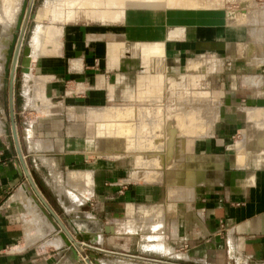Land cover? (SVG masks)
I'll return each instance as SVG.
<instances>
[{
    "label": "crops",
    "instance_id": "1",
    "mask_svg": "<svg viewBox=\"0 0 264 264\" xmlns=\"http://www.w3.org/2000/svg\"><path fill=\"white\" fill-rule=\"evenodd\" d=\"M191 1L154 8H164L162 17L141 11L122 31L98 38L65 26L61 47L43 44L36 54L32 48V72L20 74L16 89L20 144L38 189L60 216L79 219L63 207L73 194L77 208L84 199L99 207L110 235L140 231V245L123 249L131 254L125 257L143 264H264V0ZM177 28L183 31L169 38ZM150 55L167 71L147 68ZM204 59L218 68L205 92L198 83ZM2 69L0 264H81L82 254L77 259L42 212L31 211L30 183L19 186L24 171ZM134 93L139 103L131 101ZM107 107L120 109L97 113ZM91 114L108 117L93 141ZM179 114L188 116L184 128ZM102 126H110V137L101 136ZM116 126L125 127L123 134ZM95 150L131 151L138 163ZM72 174L80 183L70 184ZM147 210V225L129 230L136 212L148 216Z\"/></svg>",
    "mask_w": 264,
    "mask_h": 264
},
{
    "label": "rangeland",
    "instance_id": "2",
    "mask_svg": "<svg viewBox=\"0 0 264 264\" xmlns=\"http://www.w3.org/2000/svg\"><path fill=\"white\" fill-rule=\"evenodd\" d=\"M67 1L68 0H36L35 1L34 9L32 12V18L29 21L28 30H27L26 37L24 40V46H27V45L31 46L32 45L35 54L37 53L35 51H39L42 48L43 44L47 45V43L48 44L54 43L55 47L59 48V47H61V43H60L61 37L63 39V29L62 28H64L65 26L66 27H71V26L73 27L74 26V27L86 28L87 30L92 32V34H93L92 38H95V37L98 38V37H102L104 35H109V34L111 35V33L114 34L116 32L122 31L125 28V24L128 23L127 22L128 18L129 19L131 17H132V19L140 18L143 14L141 11L148 13L149 15H152L153 13L158 12L159 17L160 16L162 17V15L165 11L163 12V9L162 10H156L154 8H156L158 6L163 7V6L168 5V4L169 5L171 4L170 6H172L174 4V3H171L168 1H167L168 2L167 3V2H165V0H151V2L149 1V3H146V4L145 3L144 4L139 3L140 0H128V1H125V0H119V1L118 0H108V2H106L107 0H105V2H104L105 4L102 3L100 5L101 8H99V10H97L95 13H93L94 15L91 17V19H90V17H87V15L81 16L79 19H76L75 13H74V11L76 10L74 8L76 6L74 4H78L79 1H81V0H76L77 2L74 0H69L68 3H67ZM98 1L100 2L102 0H98ZM114 1H116V2H114ZM156 1L161 2V3L157 4ZM201 1L204 3L205 0H201ZM118 2H120V3H118ZM190 2H192V1H190ZM198 2H199V0H198ZM216 2L218 3L221 1L220 0H212L213 4ZM102 5H103V7H102ZM148 5L150 7H148ZM47 6H49V7L47 8ZM111 7H112V9H111ZM76 11H78V10H76ZM100 11H101V13H100ZM95 14L96 15L98 14V15L95 16ZM33 16H34V18H33ZM0 24H1V22H0ZM39 28H43V42L40 45L36 46L34 43L35 42L34 38H35V35L37 34V32H39ZM180 29L177 28V29L171 30L168 37L170 38L173 35V32H177V30H180ZM181 31H183V30L181 29ZM2 33H3V25H0V34H1L0 41H1ZM116 37H117V39H120V38L123 39L124 38V32H121L120 34L116 35ZM0 44H1V42H0ZM38 47H39V50H38ZM147 48L148 47H146L145 49H147ZM158 48L160 49V47H156L152 50L155 51ZM1 49L2 48H0V52H1ZM32 55H33V52H32ZM148 57L149 58L146 59L147 68L155 69L154 66H156L157 68L159 66L160 71H162L163 67L167 71V69H166L167 65L166 64H164V63L160 64V62L158 64V60L151 58L152 57L151 55ZM20 59H21V57H20ZM147 60H148V63H147ZM207 61H209V60H207ZM197 64H199V63H197ZM170 66L174 67L172 63ZM183 66L184 65H182V67ZM193 66H194V64H193ZM215 69H216L215 65L211 66V61L206 62V60L204 59V72L202 74H200V77H199L200 81L198 82L199 87L201 88L200 89L201 91L205 92V89H204L205 88V82L208 79H209V82L217 81V78L215 76L213 78L210 77L211 76V72H210L211 70H213L214 73L217 72L218 68L216 70ZM181 73L182 74L185 73L184 68H181L179 70V74H181ZM207 76H209V77H207ZM193 77H195V75H191V74L187 75V82H186L187 86H188L189 79L193 78ZM20 78H21L20 74L18 73L17 79H20ZM165 79H166V77H165ZM18 83H20L19 80L16 83L17 87H18ZM138 95H139V93H137V95H135V93H134L133 100H131V101H133V103H139L138 101H135V100H138ZM164 100H166V99L164 98ZM118 109H120V107L119 108L107 107V108H102L101 110H98L97 113H101V115H104L105 111L110 110V111L114 112ZM106 117L107 116H104V117L99 118V119L94 117V119H93L92 114H91V116H89V115L87 116V123L89 124V128H90L89 137L92 138V140H90V141H93V139L95 138L94 136L98 133L100 125L102 123H104L105 121H108V120H106L108 117L107 118ZM16 119L18 122L17 117H16ZM109 127L110 126H102L101 136L103 138H107L108 136L109 137L111 136V132L109 130ZM119 127H123V126H119ZM181 128H184V123H183ZM123 132L124 131H122V133H120V134H123ZM117 135H119V134H117ZM90 143L91 142H89L87 147H90V145H91ZM118 147H120L119 143H118ZM152 154L153 153H148V156H150ZM97 156H100L101 158H107L109 160H116L118 162H125V159H126V160H128L126 162H130V160H133V162H135L136 165L138 163L137 162L138 161L137 155L135 153H132L131 151L127 152L126 150H123L121 152H114V153H108V152L97 153ZM122 165H124V163H122ZM28 167H29V165H28ZM128 167H130V166L128 165ZM126 172H127V170H126ZM162 173H163V170H162ZM162 180L159 182H164ZM27 181L28 180L25 177V175H22L21 183L19 186L22 187V185L25 184L29 187ZM154 181H156V180H154ZM75 188H77V187H75ZM31 191H32V189H31ZM33 193H34V191H32V194ZM71 196H73L74 200L76 199L78 201V198L75 195L71 194ZM84 197L85 198H91L87 193L84 194ZM25 198H26V201H28L29 207L31 208V211L33 213L40 210L39 207L34 204L35 201L33 200L32 196H26L25 195ZM73 198L70 199L68 197V201L63 203V207L68 212V214L76 215V213L78 211L79 219L76 221L79 224H85L86 225L85 231L92 232L91 234H95V232H101V230H103L104 227L108 226L107 221L102 222L100 220L99 215L102 214V211L98 209L99 207H95V209H94V203L92 201L87 202L86 199H84V202L82 203L83 205L81 207L79 206L80 208H77L76 206L79 203H76L77 205L74 204ZM37 202H39V201H37ZM24 204H26V203L24 202ZM50 205L52 206V204H50ZM151 208L152 207H149L148 210ZM54 210L56 211L55 208H54ZM149 211L145 214H148ZM160 214L161 213L158 212L155 218H159ZM91 217H93V219H91ZM149 218H150L149 214H148V216L147 215L145 216V215H142V213L140 211L136 212V217H134L133 221L129 222V225H128L130 228L133 227L134 229L131 228L129 230H132V232H133L136 228H140L141 226H146L147 225L146 222H148ZM163 218H160V219L162 220ZM74 219H76L75 216H74ZM94 219L98 220L97 225H95L91 222V220H94ZM123 219H125V218H121V220H119V221L122 222ZM161 220L158 219L157 221H161ZM121 222H119V223H121ZM157 224H158V222L155 224V226ZM139 232L137 233V235H131V234H128V235H125V234L108 235L106 233H101V234L99 233L100 234V242H99L100 245H97V244L92 245L94 248L101 250L102 246H104V245L110 246L111 245V246H116L118 249H121V250L118 252H116V251L112 252L110 254L97 251V253L94 252L92 255H98L99 261L101 264H143V263H140L138 261L139 259L137 260L136 258H131V257L129 258L127 256L125 257L124 255H131V254L125 253L123 251V249L127 248V246H128V248L133 250V248H137V244L140 245L141 234ZM146 243L147 242L145 241L144 244H146ZM81 244L83 246H87L85 243H81ZM91 251H93V249L86 250V253L91 254ZM83 252L85 253L84 250H83ZM81 264H85V262H81ZM148 264H152V263L148 262Z\"/></svg>",
    "mask_w": 264,
    "mask_h": 264
},
{
    "label": "water",
    "instance_id": "3",
    "mask_svg": "<svg viewBox=\"0 0 264 264\" xmlns=\"http://www.w3.org/2000/svg\"><path fill=\"white\" fill-rule=\"evenodd\" d=\"M32 3L33 0H25L23 2L22 10L17 20L16 30L13 35V39L10 43V46L7 50L6 62L4 65V83H5V87L9 89L10 92L9 108H10V116L12 123V136L22 165V169L24 171V175L27 178L28 182L30 183L31 187L34 189L36 195L34 196V199L39 201L38 206L40 207V211L42 212V214L51 223L54 231H57L60 234V237L64 240L66 246L72 250L73 254L77 256V259L78 256H80L79 253H81L82 256L86 258L84 260L86 264H101L98 255L84 253L83 249L85 251L93 249L99 252H103L102 250L94 249L92 245H96V244L100 245L99 243L100 234L106 233L110 235L111 234L110 230L108 228L105 229L104 227V229L101 230V232H95V234H91L92 232L85 231L86 227L83 230H80L78 228L77 225L79 223L76 221L78 219H74L73 217L70 216L67 217L60 216V214L54 210V208L50 205V203L46 200L44 195L38 189L32 177V173L30 172V169L28 167L27 161L24 157L22 147L20 144V139L17 131L16 118H15V109H14V87H15L16 76L18 73L24 75H30L32 72L31 70L32 47L30 45H27L23 47L22 50V43H23L26 27L30 18ZM17 40L20 41L19 42L20 47L12 62L13 54L17 46ZM95 151L97 153L108 152L104 150H95ZM108 153H113V152H108ZM82 205L83 204H81V206ZM81 243H85L88 246H83Z\"/></svg>",
    "mask_w": 264,
    "mask_h": 264
},
{
    "label": "bare ground",
    "instance_id": "4",
    "mask_svg": "<svg viewBox=\"0 0 264 264\" xmlns=\"http://www.w3.org/2000/svg\"><path fill=\"white\" fill-rule=\"evenodd\" d=\"M25 0H0V22H1V24L3 25V33H2V37H1V44H0V48H2L1 49V52H0V64L1 65H3V71H4V65H5V62H6V55H7V50H8V48H9V46H10V43H11V41H12V39H13V35H14V33H15V30H16V24H17V20H18V17H19V14H20V12H21V10H22V6H23V2H24ZM74 1H76V0H74ZM119 1V0H118ZM125 1H128V0H125ZM149 1L151 2V0H140V2L139 3H149ZM171 2V3H176V2H178L179 3V1H180V3H181V6L183 5L184 6V3L183 2H186V1H188V2H190L189 0H165V2ZM69 2V0L67 1V3ZM77 2V1H76ZM105 2V0H102V1H98V0H81V1H79V3L78 4H74L76 7L74 8V9H76V10H78V11H74V13H75V18L76 19H79L81 16H84V15H87V17H90V19H91V17L94 15L93 13H95L97 10H99V8H101L100 7V5L102 4V3H104ZM106 2H108V0L106 1ZM111 2V1H110ZM113 2V1H112ZM114 2H116V1H114ZM121 2V1H120ZM120 2H118V3H120ZM123 2V1H122ZM131 2V1H130ZM153 2V1H152ZM157 2V1H156ZM167 2V3H168ZM126 3V2H125ZM138 3V4H139ZM161 2H157V4H160ZM183 3V4H182ZM105 4V3H104ZM124 4V3H123ZM171 5V4H170ZM144 6V5H143ZM146 6V5H145ZM167 6V5H166ZM168 6H169V4H168ZM175 6H176V4H175ZM179 6V5H178ZM49 6H47V8H48ZM102 7H103V5H102ZM165 7V6H164ZM170 7V6H169ZM46 8V9H47ZM106 8V7H105ZM123 8V7H122ZM166 8V7H165ZM172 8V7H171ZM104 9V8H103ZM111 9H112V7H111ZM164 9V8H163ZM117 10V9H116ZM119 10V9H118ZM73 11V10H72ZM99 13V12H98ZM100 13H101V11H100ZM98 15V14H97ZM96 14H95V16H97ZM95 18V17H94ZM106 19V18H105ZM23 31H24V28H23ZM0 36H1V34H0ZM43 37V28H39V32H37V34L35 35V41H37L38 42V40L39 39H41ZM57 38V37H56ZM19 40H17V46H16V48H15V51H14V54H13V58H12V62H13V60H14V58H15V55H16V53H17V51H18V49H19V47H20V45H19ZM33 48V47H32ZM4 73V72H3ZM186 93V92H185ZM197 94V93H196ZM187 97V96H186ZM202 99H203V96H202ZM188 100V99H187ZM195 100V99H194ZM189 103V102H188ZM187 104V103H186ZM193 106V105H192ZM195 106V105H194ZM174 108V107H173ZM196 108V107H195ZM195 110V109H194ZM128 111V110H127ZM191 111V110H190ZM193 111V110H192ZM184 112V111H183ZM189 112V111H188ZM128 113V112H127ZM179 113V112H178ZM181 113V112H180ZM132 114V113H131ZM172 114V113H171ZM182 114V113H181ZM191 115H192V112L190 113ZM194 114H198V113H196V111H195V113ZM194 114H193V116H194ZM127 115V114H126ZM183 115H185V114H183ZM189 115V114H188ZM190 115V116H191ZM199 115V114H198ZM193 116L192 117H190V118H192L193 119ZM202 116V114L200 115V117ZM177 117V115L175 116V118ZM180 119H181V117H180V114H179V116H178ZM188 118V116L186 117V118H183L182 117V125H183V123H185L184 121L186 120ZM162 119V118H161ZM180 119H178V120H180ZM184 119V120H183ZM151 120V119H150ZM160 120V119H159ZM165 120H166V122L168 121V120H170V118L167 120L166 118H165ZM189 120V119H188ZM191 120V119H190ZM189 120V121H190ZM198 120V119H197ZM121 121H123V120H121ZM174 121V120H173ZM199 121V120H198ZM197 121V122H198ZM203 121V120H202ZM129 122V121H128ZM170 122V121H169ZM175 122V121H174ZM191 122H192V120H191ZM196 122V123H197ZM201 122V121H200ZM163 123V122H162ZM173 123V122H172ZM135 125V124H134ZM188 125V124H187ZM191 125V124H190ZM190 125H188V126H190ZM125 126V125H124ZM119 127V126H116L117 128H116V132H117V134H120V133H122V131H124L125 129V127ZM159 126V125H158ZM157 126V127H158ZM156 127V128H157ZM166 127V126H165ZM171 127V126H170ZM112 128V127H111ZM158 129V128H157ZM166 129V128H165ZM188 129V128H187ZM113 130H114V128H113ZM128 130V129H127ZM160 132V131H159ZM163 132H165L164 130H163ZM167 136V135H166ZM156 137V136H155ZM177 137V136H176ZM134 145V144H133ZM143 146V145H142ZM170 146V145H169ZM84 177H86V175H84ZM78 177H77V175H71L70 176V180H69V182H70V184H73V183H76V182H79L78 180H79V178L77 179ZM80 183V182H79ZM35 201V205L36 206H38V202L36 201V200H34ZM39 207V206H38ZM39 209H40V207H39ZM91 219H93V218H91ZM91 222L93 223V224H95V225H97L98 224V220H96V219H94V220H91ZM78 226V228L80 229V230H83L85 227H86V225L85 224H78L77 225ZM106 228H108L109 230H111V228L110 227H108V226H106L105 227V229ZM88 246V245H87ZM94 248V247H93ZM94 249H96V248H94ZM98 250V249H97ZM84 258V257H83ZM84 259H86V258H84Z\"/></svg>",
    "mask_w": 264,
    "mask_h": 264
},
{
    "label": "flooded vegetation",
    "instance_id": "5",
    "mask_svg": "<svg viewBox=\"0 0 264 264\" xmlns=\"http://www.w3.org/2000/svg\"><path fill=\"white\" fill-rule=\"evenodd\" d=\"M35 1L36 0H33V3H32V7H31V13H30V18H29V21H30V19L32 18V12H33V9H34V5H35ZM33 18H34V16H33ZM29 21H28V24H27V27H26V31H25V35H24V39H23V43H22V50H23V47H25L24 46V40H25V37H26V33H27V30H28V25H29ZM19 79H17V76H16V80H15V87H14V109H15V118L17 117V113H16V107H17V104H18V100H17V98H16V89H17V81H18ZM10 101V92H9V89H8V102ZM18 122H17V119H16V124H17ZM17 131H18V129H17Z\"/></svg>",
    "mask_w": 264,
    "mask_h": 264
},
{
    "label": "built area",
    "instance_id": "6",
    "mask_svg": "<svg viewBox=\"0 0 264 264\" xmlns=\"http://www.w3.org/2000/svg\"><path fill=\"white\" fill-rule=\"evenodd\" d=\"M146 262H150V263H153V264H167L165 262H162L161 260H155V259H147V260H144Z\"/></svg>",
    "mask_w": 264,
    "mask_h": 264
}]
</instances>
